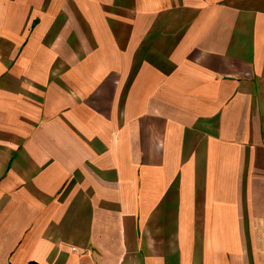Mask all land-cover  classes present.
<instances>
[{
	"label": "crops",
	"instance_id": "obj_1",
	"mask_svg": "<svg viewBox=\"0 0 264 264\" xmlns=\"http://www.w3.org/2000/svg\"><path fill=\"white\" fill-rule=\"evenodd\" d=\"M0 264H264V0H0Z\"/></svg>",
	"mask_w": 264,
	"mask_h": 264
}]
</instances>
